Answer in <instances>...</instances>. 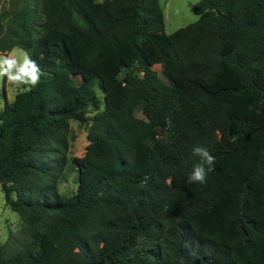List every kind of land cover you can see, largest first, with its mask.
<instances>
[{"label": "trees", "instance_id": "trees-1", "mask_svg": "<svg viewBox=\"0 0 264 264\" xmlns=\"http://www.w3.org/2000/svg\"><path fill=\"white\" fill-rule=\"evenodd\" d=\"M194 13L168 34L160 0L0 10V53L43 73L0 112L1 189L31 238L0 264H264V0ZM72 121L88 158L70 157ZM197 146L215 157L203 184Z\"/></svg>", "mask_w": 264, "mask_h": 264}, {"label": "rangeland", "instance_id": "rangeland-1", "mask_svg": "<svg viewBox=\"0 0 264 264\" xmlns=\"http://www.w3.org/2000/svg\"><path fill=\"white\" fill-rule=\"evenodd\" d=\"M200 0H160L161 8L165 15V29L168 34H172L180 28L194 23L198 16L194 13V7ZM9 7V0H0V10ZM15 54L20 55L27 52L22 48H15ZM13 53V51L11 52ZM4 54V53H0ZM6 53L4 55H7ZM28 55V54H27ZM152 67L159 71L158 62H152ZM30 85H20L17 87L7 80L0 79V112L4 109L6 102H12L17 93L29 89ZM98 95L103 99V92L96 87ZM88 127L79 122H71L70 134V157L88 158ZM77 171L71 166L68 169L65 180L61 183L59 190L62 194L71 195L77 191ZM31 243L30 236L24 231V225L16 213L6 205L5 195L0 186V245L6 246L11 253H17Z\"/></svg>", "mask_w": 264, "mask_h": 264}, {"label": "clouds", "instance_id": "clouds-1", "mask_svg": "<svg viewBox=\"0 0 264 264\" xmlns=\"http://www.w3.org/2000/svg\"><path fill=\"white\" fill-rule=\"evenodd\" d=\"M40 66L26 53L20 55L9 53L0 54V79L7 78L9 82L19 87L20 85L36 86L42 75ZM193 153L200 157V162L194 165L190 175L189 183L206 182L209 172L213 170L215 157L209 150L202 146L193 148Z\"/></svg>", "mask_w": 264, "mask_h": 264}, {"label": "water", "instance_id": "water-1", "mask_svg": "<svg viewBox=\"0 0 264 264\" xmlns=\"http://www.w3.org/2000/svg\"><path fill=\"white\" fill-rule=\"evenodd\" d=\"M0 186H2V185L0 184Z\"/></svg>", "mask_w": 264, "mask_h": 264}]
</instances>
